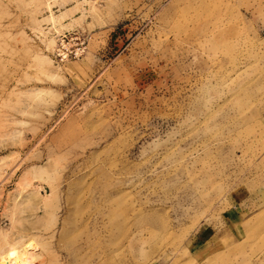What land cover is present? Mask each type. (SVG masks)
I'll use <instances>...</instances> for the list:
<instances>
[{"label":"rangeland","instance_id":"rangeland-1","mask_svg":"<svg viewBox=\"0 0 264 264\" xmlns=\"http://www.w3.org/2000/svg\"><path fill=\"white\" fill-rule=\"evenodd\" d=\"M0 264H264V0H0Z\"/></svg>","mask_w":264,"mask_h":264},{"label":"built area","instance_id":"built-area-1","mask_svg":"<svg viewBox=\"0 0 264 264\" xmlns=\"http://www.w3.org/2000/svg\"><path fill=\"white\" fill-rule=\"evenodd\" d=\"M91 36L83 31L67 32L58 39L55 58L64 64L69 60L82 58L88 51Z\"/></svg>","mask_w":264,"mask_h":264},{"label":"crops","instance_id":"crops-1","mask_svg":"<svg viewBox=\"0 0 264 264\" xmlns=\"http://www.w3.org/2000/svg\"><path fill=\"white\" fill-rule=\"evenodd\" d=\"M67 25H69V24H67ZM67 25L65 27H67Z\"/></svg>","mask_w":264,"mask_h":264}]
</instances>
